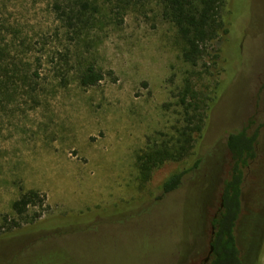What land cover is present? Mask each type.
I'll return each instance as SVG.
<instances>
[{
	"label": "rangeland",
	"instance_id": "374dc122",
	"mask_svg": "<svg viewBox=\"0 0 264 264\" xmlns=\"http://www.w3.org/2000/svg\"><path fill=\"white\" fill-rule=\"evenodd\" d=\"M56 1L70 2L0 0V264H202L210 232L200 199L206 177L187 172L161 199L162 183L206 156V166H219L213 214L229 170L226 131L250 121L260 130L258 156L246 171L236 236L251 256L252 214L264 208V0H226L229 32L208 51L220 57L195 65L183 59V41L160 0L120 14L93 0L97 22L80 36L61 27ZM88 63L113 73L83 86L78 71ZM30 67L40 77H30ZM202 123L210 133L191 157L199 132L189 128ZM164 143L170 151L177 144L180 158L145 179L139 157ZM28 189L46 198L24 216H39L30 223L12 209ZM260 249L264 264V241Z\"/></svg>",
	"mask_w": 264,
	"mask_h": 264
},
{
	"label": "trees",
	"instance_id": "16d2710c",
	"mask_svg": "<svg viewBox=\"0 0 264 264\" xmlns=\"http://www.w3.org/2000/svg\"><path fill=\"white\" fill-rule=\"evenodd\" d=\"M69 1L70 2L67 4L62 1L54 2L52 4V11L55 12L61 27L64 28L67 33L72 36H80L82 33L88 31L90 27L88 22H97L94 15L99 11V8L97 3L93 0ZM105 1L113 4V8L117 9V13L120 14L121 10L125 9L127 6L135 5L144 0ZM225 1L226 0H160L164 16L176 26L178 34L183 41L184 47L182 50V57L186 62L194 65L198 64L205 56H208L209 48L218 45L223 41L222 38L229 32V25L223 16ZM2 52L3 49L0 48V53L2 54ZM56 53L58 54V52ZM53 54L55 55L54 51ZM62 56L58 54V59H62ZM208 57L212 64H216L220 56L217 53L215 55L211 54ZM38 59L40 60V65H42L43 57ZM57 64H59L58 61ZM5 71L8 73L6 69ZM112 73V71L105 72L103 68L95 63H88L79 68L78 79L81 85L88 87L100 83L105 79L107 74L111 75ZM210 73L213 74L212 71H210ZM28 74L30 77H40L38 69L32 71L31 67L28 68ZM213 81L215 83V89L219 91L220 79L217 77ZM216 95L217 92L212 96L211 102L207 106L206 117H208L209 110V115L211 116L212 114ZM184 100L183 98V101ZM194 110H196V108H194ZM251 127L252 121L242 129L226 131L225 144L229 170L228 176L222 180L221 193L218 200L219 205L215 212L217 217H210V223L215 226V234L212 241L214 250L212 252L210 264H248L247 258L241 255L235 232L238 219L243 209L242 197L246 171L250 167L251 162L258 156L260 130L259 128L251 130ZM189 129H196L197 133L199 132L191 155V157H193L198 153L197 146L199 138L201 140L203 135L204 137L205 135L206 137L208 136L211 125L208 123L206 127V125L202 123V125L198 124L195 128ZM189 135L188 130H184L183 136H185L184 140L187 143L189 140L186 136ZM166 144L164 143L160 148L145 154L144 158L142 156L139 157V160H141L139 168L145 179L150 176L154 168L161 165L166 160L174 158L178 160L180 158V156L175 157L177 144L171 145V151L167 148L168 145ZM182 148L183 145H181V149ZM206 165V156L198 155L189 167L170 174L162 183L159 197L162 199L167 194L180 188L187 172H194L195 177H206L202 186L205 192L203 194L200 192V199L203 201V214L206 219L209 218L207 210L208 205L213 203L216 199L214 187L217 183V169L219 166L215 164L211 168L209 161L208 166ZM205 167H208V171L206 170L204 174L202 171ZM45 200V195L37 189L24 190L12 203V209L19 217L25 218L24 216L27 215L31 208L43 207ZM221 203L223 205L222 207ZM38 218L39 216H33L30 219L25 218V221L30 223ZM254 226L256 228L255 231L248 236L250 241L249 245L252 248L259 247L261 242L264 241V208L255 219ZM3 231H5L4 227L0 225V235Z\"/></svg>",
	"mask_w": 264,
	"mask_h": 264
},
{
	"label": "flooded vegetation",
	"instance_id": "af4514ba",
	"mask_svg": "<svg viewBox=\"0 0 264 264\" xmlns=\"http://www.w3.org/2000/svg\"><path fill=\"white\" fill-rule=\"evenodd\" d=\"M225 179V178H224ZM245 184V183H244ZM221 186H222V183H221ZM243 192H244V187H243ZM221 193V192H220ZM217 198V196H215ZM220 197V195H219ZM219 197H218V200H219ZM243 198V197H242ZM218 205H219V201H218ZM222 203H221V207H222ZM218 207V206H217ZM243 208V207H242ZM263 207L262 208H259L257 209V211L255 210V212L252 214V220H251V226H252V233L255 231V219L257 218L258 215H260L261 211H262ZM217 210V209H216ZM216 212V211H215ZM215 212L213 214H211L209 216V218H207V221L209 222V225H210V232H209V235H208V250H207V253L206 255L208 254V252L211 250V247H213L212 245V241H213V238H214V235L212 236V228L214 227V232H215V226H213L211 223H210V217L213 216V217H217V214H215ZM242 212H243V209H242ZM242 212H241V215H242ZM210 214V213H209ZM241 215L238 219V222H237V226H238V223H239V220L241 218ZM237 226H236V229H237ZM236 233V232H235ZM215 234V233H214ZM237 244H238V247H239V250L241 252V255L243 257H246L247 260H248V264H259V260H260V253H261V249H260V246L259 247H250V245L248 246V249H247V253L248 254H251V256L247 257L244 253L245 251L239 246V242H238V239H237ZM250 244V243H249ZM213 250H214V247H213ZM213 252V251H212ZM205 258V257H204ZM204 258L202 259V264H210V261H211V258H212V253H211V257H210V260L208 262H204Z\"/></svg>",
	"mask_w": 264,
	"mask_h": 264
},
{
	"label": "water",
	"instance_id": "95a60500",
	"mask_svg": "<svg viewBox=\"0 0 264 264\" xmlns=\"http://www.w3.org/2000/svg\"><path fill=\"white\" fill-rule=\"evenodd\" d=\"M213 230H212V236L214 235V227L212 228ZM212 251H213V247H211V250L208 252V254L205 256V258H204V262H208L209 260H210V257H211V253H212Z\"/></svg>",
	"mask_w": 264,
	"mask_h": 264
}]
</instances>
